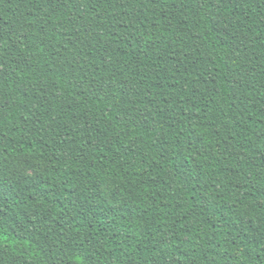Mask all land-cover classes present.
<instances>
[{
    "label": "trees",
    "instance_id": "16d2710c",
    "mask_svg": "<svg viewBox=\"0 0 264 264\" xmlns=\"http://www.w3.org/2000/svg\"><path fill=\"white\" fill-rule=\"evenodd\" d=\"M0 264H264V0H0Z\"/></svg>",
    "mask_w": 264,
    "mask_h": 264
}]
</instances>
